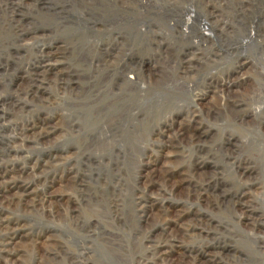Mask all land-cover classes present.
<instances>
[{
	"label": "rangeland",
	"instance_id": "1",
	"mask_svg": "<svg viewBox=\"0 0 264 264\" xmlns=\"http://www.w3.org/2000/svg\"><path fill=\"white\" fill-rule=\"evenodd\" d=\"M52 47L56 54L44 61L59 63L54 71L60 76L54 72L47 76L43 86L48 93L27 96V80L20 78L23 69L42 62L39 50ZM111 60H119L121 71L127 68L125 72L137 75L131 93L119 91L121 81L112 72L106 75L95 69ZM263 72L264 0H0V167L10 166L14 159L13 165L27 170L50 162L35 170L41 184L47 185L45 192L66 195L63 209L67 215L85 207L101 214L96 216V227L88 230L91 243L98 245L101 238L112 234L123 238L132 264H136L134 258L140 262L151 259L146 241L160 237L158 214L164 209L179 241L164 264H264V225L260 221L264 220V187L256 182L262 180L264 138L255 128L264 114V102L257 92L264 86ZM235 77L232 89L239 96L232 102L243 103L234 108L225 103L220 90L223 81L232 82ZM102 81H106L103 90H111L118 100L98 120H120L107 132L106 142H115L106 153L98 143L105 138L99 137L101 132L93 140H83L87 128L83 120H94L96 109L72 106L73 101L88 102ZM24 104L27 107L22 112L20 105ZM93 104L99 106L98 101ZM57 116L76 124L81 120V128L66 122L63 128L67 131L60 130L62 123L53 120ZM43 117L51 118L46 120L51 134L14 156L10 152L14 146L8 141L14 136L13 125L36 124ZM233 117L245 120L235 127L229 123ZM169 126V132L160 134ZM228 136L235 138V145L222 147ZM54 156L58 160L53 161ZM247 166L254 167L252 173L245 170ZM65 171H70L69 182L50 183ZM31 174L24 177L32 179ZM234 193L245 194L243 207L231 204ZM67 197L74 201L67 202ZM112 201L120 217L111 213ZM48 203L50 209H46L54 212L50 219L14 212L28 230L20 231L21 238L9 247L15 254L0 255V264H40L47 249L58 255L55 241L67 240L69 235L59 232L55 203ZM0 213L6 216V211ZM86 213H81L82 219ZM106 224L112 228L104 230ZM62 227L67 230L68 224ZM138 238L134 252L131 245ZM69 247L78 246L71 241ZM97 248L85 264H118ZM260 248L263 251L258 252ZM49 258L48 264H61L58 256Z\"/></svg>",
	"mask_w": 264,
	"mask_h": 264
},
{
	"label": "bare ground",
	"instance_id": "2",
	"mask_svg": "<svg viewBox=\"0 0 264 264\" xmlns=\"http://www.w3.org/2000/svg\"><path fill=\"white\" fill-rule=\"evenodd\" d=\"M223 31V30H222ZM41 48H44V47H41ZM54 47H52V49H40V54H41V59L42 62L38 63L36 66H33L31 69L30 68H24L23 69V72L20 76V78L22 79H25L27 80V86H26V91H25V94L27 96H36L38 94V92H47L48 93V90L46 88H44V83L45 81H47V76L52 74H55V76L59 77L60 76V73L59 71H54V66L56 64H46L44 61L45 59L47 61H50L49 59H51V57L53 55L56 54L57 52V49L54 48L55 50H53ZM106 54H108L106 52ZM107 56V55H106ZM120 56V55H119ZM115 59V57H113ZM112 58V59H113ZM113 59V60H114ZM104 60V59H103ZM57 61V60H56ZM107 61V60H106ZM101 62L102 64L99 63L98 66L95 67V69H101L104 74H108V72H112L114 75L115 78L118 79V82L121 81V84H119V91H121L122 93H131L135 87H136V84H137V75L135 73H128V72H125V71H121V67H119V64H118V61H112V63H109V62ZM110 61V62H111ZM57 63V62H56ZM57 65H59V63H57ZM56 65V66H57ZM119 67V69L117 70V68ZM243 67V66H242ZM115 69L116 71H119V73H117L116 75L114 74L115 73ZM95 70V71H96ZM98 70V71H99ZM110 70V71H109ZM235 70V69H234ZM63 73V72H62ZM110 75H108L106 77V80L108 79ZM263 76H264V72H263ZM237 77H235V79H233V81H228V79H226L224 82V85L223 87H221V90L220 92L222 93V98L224 99L225 103L228 105L231 104L233 105L232 107H241L242 106V101H241V104H239V102H232V99L238 97L239 95L237 94V90H233L232 87L234 85H236L237 83V80H236ZM263 80H264V77H263ZM256 81V80H255ZM106 81H102L100 83V87H98L96 89V91H94L93 95L90 97L89 101L88 102H74V104H72V106L74 107V105H77L76 107L80 108V107H86L87 105L89 107H87L86 109L89 110L91 108H95L97 111V113H95L94 115V112H93V115H94V120H83V122L85 121L86 125H87V128L85 129V134H83L84 138L83 140L84 141H87V139H94L96 136H97V132L99 131V133L101 132V135H99V137H104L105 138L103 140H98V143H101V152L103 153H106L108 152L111 148V146L114 145V142L115 140L112 139L108 142H106V135H107V132L109 131H112V127L114 125L115 127V124L117 121H120V120H98V119H103L105 113L107 112L106 109L107 107L109 106H112L115 104V102L118 100V95H116L115 93H113L111 90H103V86L104 83ZM56 83V82H54ZM238 83H240L238 81ZM59 84V83H58ZM220 87V84H217V88L219 89ZM259 91L258 92V96L263 100L264 102V86L261 88L259 87ZM118 89V88H117ZM240 91V90H239ZM251 95V94H250ZM48 96V95H47ZM46 96V97H47ZM95 96V100H93ZM240 96H243V95H240ZM249 96V95H248ZM109 97H114V99H109ZM125 97V96H124ZM40 98V97H39ZM34 99V98H33ZM38 99V97H37ZM250 100V98H248ZM257 99V98H256ZM39 100V99H38ZM41 100V98H40ZM255 100V99H254ZM44 102H46V100H42ZM99 102V106L98 105H94L93 103L95 102ZM43 102V103H44ZM40 103V102H39ZM245 103V102H244ZM27 107L26 104L24 105H20V110L23 112L24 109ZM77 109V108H76ZM81 110L83 108H80ZM85 110V109H84ZM92 110V109H91ZM84 112V111H83ZM78 113V112H77ZM97 114V115H96ZM90 115V114H89ZM88 115V116H89ZM58 117V116H57ZM92 117V116H91ZM61 118L58 117V118H54L53 120H59ZM64 119V120H63ZM231 119V118H230ZM46 120H51V118H48V117H43V118H40V121L39 123H36V124H29V125H26V126H22L20 128H18V124L15 123L13 125V128H12V131L14 133V136L13 137H8V141L9 143H11L12 147L10 149V152H12L14 154V156H16L18 153L22 154L26 151L27 148L29 147H26V146H32L34 144H37V143H42V141H44L47 137V135L51 134V132L49 133V126L48 124L46 123ZM237 120H240V121H237ZM245 120V119H240L238 117L236 118H232V120L229 122V120H227L229 123H231L233 126L237 127L236 123L239 122L240 124L242 123V121ZM77 122V120H75ZM80 121V124L82 125L81 123V120ZM252 122V120H250ZM249 121V122H250ZM254 121V120H253ZM28 122V121H27ZM59 122H61L62 124H60V130H66L67 128H63V125L67 122V125H71L72 124V127H79L81 128V125L80 124H76L73 120H65V118L62 117L61 120H59ZM73 122L75 123L73 125ZM255 122V121H254ZM29 123V122H28ZM84 123V124H85ZM26 124V123H25ZM255 124H257V126L255 127L257 130H258V134L262 136V139L264 138V128L262 130V126H264V114H263V119L262 120H258ZM102 125L101 127V130L103 131V134H102V131H100V126ZM59 126V125H58ZM68 127V126H66ZM243 127V126H241ZM240 127V128H241ZM249 127V126H248ZM51 128V127H50ZM98 128V130L96 129ZM179 128V127H178ZM253 127V130L255 129ZM57 127H54L52 128V130H56ZM172 129V127L169 126L168 129H166V131H163L162 133L160 134H164L165 132H169L170 130ZM255 129V130H256ZM51 130V131H52ZM79 130V129H78ZM97 130V131H96ZM58 131V130H56ZM67 131V130H66ZM83 130H81L80 132H82ZM32 132V133H30ZM64 132V131H63ZM78 132V131H77ZM79 132V133H80ZM180 132V131H178ZM185 132V130H184ZM183 132V133H184ZM256 132V131H255ZM27 133H30L32 135H28ZM66 133V132H65ZM111 133V132H110ZM78 134V133H76ZM175 134V133H174ZM255 134V133H254ZM54 135V134H53ZM57 135H60V133H58ZM64 135V133H63ZM81 135V134H80ZM79 135V136H80ZM177 135V134H176ZM181 133H178L177 136H180ZM62 136V135H61ZM77 136V137H79ZM255 136V135H253ZM51 137V136H50ZM62 138V137H61ZM81 138V137H80ZM97 138V137H96ZM235 138L232 137V136H228L226 139H223L222 142V147H225V146H232V144L235 145L236 141L234 140ZM261 139V140H262ZM18 140V142H20V144H16L15 142ZM80 142H81V139H78ZM91 140V141H92ZM9 147V146H8ZM31 148V147H30ZM98 148V147H96ZM98 150H100V148H98ZM96 152V150H95ZM99 152V151H98ZM97 152V153H98ZM8 156V155H7ZM22 156V155H21ZM15 158V157H14ZM18 158H19V155H18ZM26 158V157H25ZM59 157L57 156H54L53 157V161L54 160H58ZM256 158V157H255ZM12 160V159H11ZM19 160V159H18ZM257 160V159H256ZM259 160V159H258ZM260 160H261V172H262V180L260 181H256L257 182V185H263L264 187V149L261 150V154H260ZM15 159L12 161L15 163ZM20 161V160H19ZM32 161V160H31ZM39 161V159L37 160ZM12 162L10 163V166L9 165H5L3 167H0V211H6V216H1L0 215V229H2L3 233L0 232V255H4L5 257L6 256H9V255H13L15 254L14 252L12 253V250L9 249V247H12L14 244H16L17 242V239L21 238V234H19L20 231H23L24 229L26 230V226L24 225L25 223L20 222L19 221V217L17 216H14V212L15 214L16 213H20L22 212L23 214H36L38 215V217H41V219L43 220H46L47 218L49 217H53V213L51 210H49L50 208L48 207L49 205V201H53L55 203V207H56V218L59 220V225L57 226L58 230L60 233H66V235H69L67 236L68 239H70V241L67 239V240H58V241H55V245L56 247L58 248L59 247V253L58 255H54L52 253V251H50L49 249H47L43 254L42 258L39 260H37V263L38 261L40 262V264H48L46 260H50L49 257H55V259H57V256H58V259H60V263L62 264H82L86 261L90 259L91 261V253H93L95 251V249L97 248V246L99 245V251L104 254L106 256V258L108 259H111L110 261L112 262H116L118 264H132L133 262V258L130 259V257L127 255V244L126 242L123 240V238L121 239L120 237L118 236H115L112 234L111 237L109 238H101V243H97L98 245H96L95 243H91V238H92V233H90L88 230L91 226H95L94 223L98 222V218L99 215L100 217L102 216L101 214H99L96 210H91L90 212H88L86 210V207H85V210H79L78 211H73V212H77V215H73L71 216V214H73V212L70 214V215H67L65 214V211L63 209L64 207V201L63 199L66 197V195H62V193L57 194V195H54V193H50L49 195L45 192L46 191V188H47V185L44 183V184H41V180L40 178L36 175H35V170L37 168V170L39 168H44L45 166L49 165L50 162H45L43 164H37V167H31L29 168L28 170L27 169H23L22 167L20 166H15L12 164ZM17 162V161H16ZM22 162V160H21ZM43 162V161H42ZM33 163V162H32ZM39 163V162H37ZM241 162H239V166L241 165L240 164ZM245 165H250L249 161L248 162H244ZM243 163V164H244ZM252 163V161H251ZM21 164V163H20ZM1 165V164H0ZM4 165V164H3ZM34 165L36 166V164L34 163ZM32 165V166H34ZM54 165V164H53ZM148 165V164H147ZM244 165V166H245ZM251 166V165H250ZM65 167V166H64ZM26 168V167H25ZM254 168V167H253ZM253 168H249L248 166L245 167V170L248 171V173H252V170ZM65 169V168H64ZM167 169V168H166ZM165 169V170H166ZM173 169V168H172ZM177 169V168H176ZM165 170H164V174H165ZM241 170V169H240ZM42 171H45V170H42ZM170 171V170H169ZM168 171V172H169ZM32 173V179H26L24 176H27V173ZM66 173L64 174V176L62 175L61 173V177H56V178H53L51 180L50 183L52 182H64V183H67L69 181H66L68 180L67 176L70 175V171H65ZM60 173V172H59ZM167 173V171H166ZM38 174V173H37ZM172 174V173H171ZM179 174V173H178ZM58 175V174H57ZM180 175V174H179ZM246 175V174H245ZM31 177L30 175L28 176V178ZM42 177V176H41ZM145 177V176H144ZM162 177V176H161ZM24 178L26 180H24ZM73 178V177H72ZM70 178V179H72ZM152 179V178H150ZM46 180V179H45ZM146 180V179H145ZM32 182V183H31ZM183 182V181H182ZM49 183V184H50ZM74 183V182H73ZM155 183V181H154ZM37 184H40V191L37 190V188H39V185ZM151 184V183H150ZM160 184V182H159ZM164 184V182H163ZM178 184V183H177ZM60 185V183H59ZM73 185L71 184L70 182V186ZM149 185V183H148ZM243 185V184H242ZM252 185V184H251ZM255 185V184H253ZM62 186V185H61ZM68 187L69 186V183L67 185H64V187ZM162 186V185H161ZM50 187V186H49ZM63 187V188H64ZM147 187V186H145ZM250 187V186H249ZM61 188V187H60ZM71 188V187H70ZM247 191V190H246ZM63 192V191H62ZM79 192V191H78ZM248 193H246V196H247ZM251 195V194H250ZM244 196L245 194L244 193H234L230 196L229 200L231 202V204L233 205H236V206H240V207H243L242 205L243 204V199H244ZM252 196V195H251ZM116 197V196H115ZM250 197V196H249ZM98 198V197H97ZM254 198V197H253ZM72 198L70 197H67V202L69 203H72L74 200H71ZM74 199V198H73ZM107 199V198H106ZM251 199V198H250ZM76 200V199H75ZM102 200V198H101ZM253 200V199H252ZM108 203H109V200H107ZM117 201V200H116ZM251 201V200H249ZM152 203V202H151ZM261 203L262 205H264V189H263V192H262V195H261ZM77 204V202H76ZM74 204V205H76ZM99 204V203H98ZM118 204H119V200H118ZM247 204V202L245 203ZM53 205V204H52ZM102 205V204H101ZM120 205V204H119ZM78 206V205H77ZM111 206V213H113L114 215L118 214V216L120 215L119 212L117 211V203L113 202L112 201V205ZM235 206V207H236ZM88 207V206H87ZM121 207V206H120ZM153 207V206H152ZM246 207V206H245ZM13 208V209H11ZM46 208H49V209H46ZM79 208V207H78ZM91 208V207H90ZM122 208V207H121ZM181 208V207H180ZM183 208V207H182ZM181 208V209H182ZM248 208V207H247ZM74 209V208H73ZM100 209V208H99ZM120 209V208H119ZM250 209H253V208H250ZM248 209V210H250ZM69 210V209H67ZM123 210V209H122ZM162 210V209H161ZM247 210V209H246ZM9 211H13L12 213H9ZM85 212L87 211V217L85 219H82L83 216L81 215L82 212ZM100 211V210H99ZM102 211V210H101ZM107 211V210H106ZM165 209L162 210V212L164 213ZM182 212V210H180ZM8 212V213H7ZM104 213V211H103ZM107 213V212H106ZM158 214V216L161 218V221H160V227L159 229L157 230V232L159 233V236L160 237H155L154 240H149V241H146V244H148V246H146V249L145 250H148L150 255H151V259L149 261H137V259L134 258V262L136 264H164L166 263V261L168 260V256L171 252V250L175 247L176 243L179 242L178 241V234L177 236L174 234V232L172 231L171 229V226H170V220L167 219V216H164V214ZM188 213V212H186ZM243 213V211H242ZM241 213V214H242ZM1 214V213H0ZM110 214V213H108ZM22 215V214H21ZM89 215L91 216V218H89ZM95 215V216H93ZM112 215V214H111ZM122 215V214H121ZM251 215V214H250ZM30 216V215H29ZM33 216V215H32ZM97 216V217H96ZM109 216V215H108ZM108 216H107V219H108ZM242 216V215H241ZM26 217V216H25ZM37 217V216H36ZM85 217V215H84ZM120 217V216H119ZM173 217V216H172ZM181 217V215H180ZM250 217V216H248ZM114 218V217H113ZM117 218V217H116ZM159 218V219H160ZM174 218V217H173ZM176 218H179V217H176ZM254 218V217H253ZM50 219V218H49ZM106 219V220H107ZM122 218H120L121 220ZM158 219V220H159ZM250 219V218H249ZM258 219V218H257ZM102 220V219H101ZM119 220V219H118ZM117 220V221H118ZM174 220V219H173ZM251 220V219H250ZM111 221V220H110ZM180 221V220H179ZM244 221V220H243ZM254 221V220H253ZM260 221L261 222V225L263 226L264 225V220L261 219ZM27 222V221H25ZM57 222V221H56ZM86 222V223H84ZM108 222V221H107ZM174 223V221H171ZM23 223V224H22ZM68 224V228L67 230L64 229V227H62L63 224ZM84 223V224H83ZM106 223V222H105ZM111 223H113L111 221ZM98 224V223H97ZM100 224H101V221H100ZM178 224V223H177ZM27 225V224H26ZM112 225V224H111ZM172 225V224H171ZM158 226V225H157ZM256 226V224H255ZM84 227H85V230H84ZM96 227V226H95ZM109 227L111 226H108L107 224L104 225V230H108ZM114 227V226H113ZM174 227V226H173ZM56 228V227H55ZM108 228V229H107ZM112 228V227H111ZM110 228V229H111ZM115 228V227H114ZM94 229V228H93ZM174 229V228H173ZM28 230V229H27ZM30 231L32 230L31 228L29 229ZM116 230V228H115ZM176 230V229H174ZM182 230V229H181ZM180 230V231H181ZM99 231V229H98ZM101 231V230H100ZM103 231V230H102ZM81 232L84 234V239L87 241V242H84L83 238H82V234ZM179 232V231H178ZM182 232V231H181ZM5 233V234H4ZM27 233V231H26ZM100 233V232H99ZM156 233V231H155ZM157 233V234H158ZM110 234V233H109ZM29 235V233H28ZM40 235L37 234L36 236ZM120 235V234H119ZM186 235V234H185ZM184 235V236H185ZM251 235V234H250ZM30 237L32 235H29ZM29 236H27L26 238H28ZM95 236V235H94ZM181 236V235H180ZM188 235H186L187 237ZM253 236V235H251ZM40 237V236H39ZM136 237V236H135ZM183 237V236H182ZM25 238V237H23ZM43 238V237H41ZM249 238V236H248ZM32 239V238H31ZM35 239V238H34ZM44 239V238H43ZM48 239V238H47ZM58 239L55 238V240ZM64 239V238H63ZM95 240L97 238H94ZM127 239V238H126ZM142 239V238H141ZM144 239V238H143ZM148 240V239H147ZM181 240V239H180ZM253 240V238H252ZM31 241V240H30ZM71 241H75V244H77V249H73L71 247H69V243ZM144 241V240H143ZM53 242V241H52ZM51 242V243H52ZM77 242V243H76ZM95 242V241H94ZM250 242H251V239H250ZM254 242V241H253ZM79 243V245H78ZM140 244V240L139 238L138 239H135L133 241V244L131 245L132 246V250L134 251L135 249H137L138 245ZM181 244V242H180ZM179 244V245H180ZM255 244V243H254ZM48 245V244H46ZM224 245V244H223ZM264 245V244H263ZM262 245V246H263ZM259 246V245H258ZM18 247V246H17ZM16 247V248H17ZM48 247V246H47ZM130 247V246H129ZM178 247V246H177ZM220 247V246H219ZM222 247V246H221ZM257 247V245H256ZM50 248V246H49ZM53 248V247H52ZM97 248V249H98ZM144 248V247H143ZM226 248V246L222 247V249ZM12 249V248H11ZM15 249V248H14ZM264 249V248H263ZM45 250V249H44ZM63 250V251H62ZM181 250V249H180ZM254 250V249H253ZM260 251H263L261 248L258 249ZM56 251V250H55ZM136 251V250H135ZM134 251V252H135ZM236 251V250H235ZM255 251V250H254ZM58 252V251H57ZM98 252V251H97ZM174 252V251H173ZM204 252V251H203ZM206 252V251H205ZM183 253V252H182ZM25 255V252L23 253ZM137 254V253H136ZM207 254V253H206ZM257 254V252H256ZM28 255V254H27ZM26 255V256H27ZM41 255V254H40ZM179 255V254H178ZM258 255L261 256V254L259 253ZM133 256L135 257V253L133 254ZM183 256V255H182ZM1 257V256H0ZM88 257V258H87ZM94 257V256H93ZM97 257V256H96ZM100 257V256H98ZM104 257V256H103ZM22 258V257H21ZM30 258V256H29ZM32 258V257H31ZM38 258V257H37ZM101 258V257H100ZM20 259V258H18ZM88 259V260H87ZM102 259V258H101ZM177 259V258H176ZM53 260V259H52ZM81 260V261H80ZM178 260V259H177ZM180 260V259H179ZM31 261H35V257L33 258V260L31 259ZM51 261V260H50ZM96 261V260H95ZM183 261V260H182ZM59 262V261H58ZM97 262V261H96ZM32 263V262H31ZM90 263V262H89ZM94 263V262H93ZM108 263V262H107ZM169 263V262H168ZM9 264V263H8ZM18 264V263H17ZM85 264V263H84ZM104 264V263H103Z\"/></svg>",
	"mask_w": 264,
	"mask_h": 264
}]
</instances>
